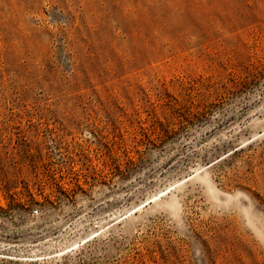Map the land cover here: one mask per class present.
I'll use <instances>...</instances> for the list:
<instances>
[{
    "label": "rangeland",
    "instance_id": "obj_1",
    "mask_svg": "<svg viewBox=\"0 0 264 264\" xmlns=\"http://www.w3.org/2000/svg\"><path fill=\"white\" fill-rule=\"evenodd\" d=\"M0 264H264V0H0Z\"/></svg>",
    "mask_w": 264,
    "mask_h": 264
},
{
    "label": "bare ground",
    "instance_id": "obj_2",
    "mask_svg": "<svg viewBox=\"0 0 264 264\" xmlns=\"http://www.w3.org/2000/svg\"><path fill=\"white\" fill-rule=\"evenodd\" d=\"M135 210H136V209H134V210H133V211H131L130 213H133ZM130 213H129V214H130ZM129 214L122 216L120 219H123V218H125V217H126V216H128Z\"/></svg>",
    "mask_w": 264,
    "mask_h": 264
},
{
    "label": "built area",
    "instance_id": "obj_3",
    "mask_svg": "<svg viewBox=\"0 0 264 264\" xmlns=\"http://www.w3.org/2000/svg\"><path fill=\"white\" fill-rule=\"evenodd\" d=\"M37 213H38L37 210H34V211L32 212L33 215H36Z\"/></svg>",
    "mask_w": 264,
    "mask_h": 264
},
{
    "label": "trees",
    "instance_id": "obj_4",
    "mask_svg": "<svg viewBox=\"0 0 264 264\" xmlns=\"http://www.w3.org/2000/svg\"><path fill=\"white\" fill-rule=\"evenodd\" d=\"M233 153H234V152H233ZM135 213H136V212H135ZM135 213H134V214H135Z\"/></svg>",
    "mask_w": 264,
    "mask_h": 264
}]
</instances>
